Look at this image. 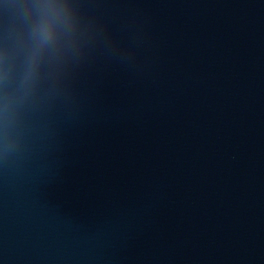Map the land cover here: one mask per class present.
I'll list each match as a JSON object with an SVG mask.
<instances>
[{
  "label": "water",
  "instance_id": "95a60500",
  "mask_svg": "<svg viewBox=\"0 0 264 264\" xmlns=\"http://www.w3.org/2000/svg\"><path fill=\"white\" fill-rule=\"evenodd\" d=\"M127 59L0 165V264H264V0H84Z\"/></svg>",
  "mask_w": 264,
  "mask_h": 264
},
{
  "label": "clouds",
  "instance_id": "9594fccd",
  "mask_svg": "<svg viewBox=\"0 0 264 264\" xmlns=\"http://www.w3.org/2000/svg\"><path fill=\"white\" fill-rule=\"evenodd\" d=\"M97 52L131 56L85 12L84 0H0V165L53 112L74 103V81Z\"/></svg>",
  "mask_w": 264,
  "mask_h": 264
}]
</instances>
